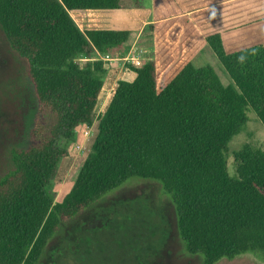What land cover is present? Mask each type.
I'll return each instance as SVG.
<instances>
[{
    "label": "trees",
    "instance_id": "1",
    "mask_svg": "<svg viewBox=\"0 0 264 264\" xmlns=\"http://www.w3.org/2000/svg\"><path fill=\"white\" fill-rule=\"evenodd\" d=\"M145 3L0 0V30L26 62L37 107L29 144L11 150L12 168L0 178V264H39L64 224L133 179L160 184L187 254L203 264L246 254L264 261V151L244 145L234 154L236 176L228 169L230 142L245 129L247 113L264 126V18L206 38L233 87L193 61L161 83L147 52L140 67L126 62L136 78L119 81L98 116L113 63L102 57L121 50L131 32H83L70 12ZM182 14L176 0H152L145 32ZM84 129H94L91 149L56 202L60 165Z\"/></svg>",
    "mask_w": 264,
    "mask_h": 264
},
{
    "label": "rangeland",
    "instance_id": "2",
    "mask_svg": "<svg viewBox=\"0 0 264 264\" xmlns=\"http://www.w3.org/2000/svg\"><path fill=\"white\" fill-rule=\"evenodd\" d=\"M213 30H217L216 27ZM149 35L142 34L140 46L152 47ZM137 44V45H138ZM153 46H152V45ZM158 48L159 75L167 59L172 63L183 51ZM201 47V46H200ZM171 48V47H170ZM150 57L156 63L155 53ZM195 57L197 67L210 66L225 87L233 81L213 52L202 43V49L187 51ZM160 55V56H159ZM167 58L162 60L163 56ZM178 55V56H177ZM187 57V56H186ZM191 57V56H190ZM178 59V58H177ZM176 59V60H177ZM175 60V61H176ZM161 67V68H160ZM103 96L101 97V101ZM37 107L26 62L6 43L0 30V178L12 168L11 150L29 144L35 125ZM248 123L229 145L228 169L236 176L235 152L244 145L264 151V126L255 113H247ZM93 130V131H92ZM84 129L82 149L69 146V159L58 171L54 190L56 202L70 191L78 172L91 149L94 129ZM39 264H203L199 256L185 252L179 237L173 204L164 196L159 183L133 179L107 195L89 210L64 224L50 241ZM217 264H264L256 255L246 254Z\"/></svg>",
    "mask_w": 264,
    "mask_h": 264
},
{
    "label": "crops",
    "instance_id": "3",
    "mask_svg": "<svg viewBox=\"0 0 264 264\" xmlns=\"http://www.w3.org/2000/svg\"><path fill=\"white\" fill-rule=\"evenodd\" d=\"M176 1L182 9L183 14L155 23L154 32L148 33L150 36L149 40H152L155 46L154 51L152 47L140 46L137 41V38L142 34H147L145 28L151 24L152 0H146L144 8L140 9L74 10L70 12L72 18L83 32L91 30L131 32L129 42L121 50H113L111 53L114 61L100 94V102L96 110L98 116L104 114L108 108L118 82L133 81L136 78V75L130 72L125 66V58L130 53L142 52V55H144L147 52L153 51L157 59L156 68L158 80L161 83H169L184 66L191 61H195L196 56L194 57L192 53H187V51L202 49V43L206 45V38L208 36L264 18V0ZM214 27L217 30H213ZM161 43L164 45L168 44L167 50L178 48L179 51L183 52L180 56L177 55L178 59H174L172 63H169V60L165 59L167 55H164L162 58V60H166L162 64L164 71L159 75V59L157 54L158 48L162 49L164 47H159ZM102 96L103 99L101 101ZM69 158L67 157L62 161V167H64V162ZM62 200L59 202H62Z\"/></svg>",
    "mask_w": 264,
    "mask_h": 264
},
{
    "label": "built area",
    "instance_id": "4",
    "mask_svg": "<svg viewBox=\"0 0 264 264\" xmlns=\"http://www.w3.org/2000/svg\"><path fill=\"white\" fill-rule=\"evenodd\" d=\"M142 52H136L134 54H129V56H127L125 58V61L126 62H130V63H133L136 67H140L142 65ZM103 60L105 61H109V62H113L114 59L113 57L110 55V54H107L105 56L102 57ZM84 136L86 137V135L84 134ZM75 149L76 150H81L82 149V145L80 143L76 144L75 145Z\"/></svg>",
    "mask_w": 264,
    "mask_h": 264
}]
</instances>
